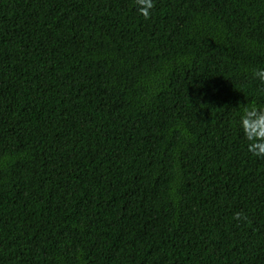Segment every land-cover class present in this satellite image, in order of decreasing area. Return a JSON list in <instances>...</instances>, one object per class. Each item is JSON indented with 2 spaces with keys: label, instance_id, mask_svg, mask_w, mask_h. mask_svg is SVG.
<instances>
[{
  "label": "trees",
  "instance_id": "obj_1",
  "mask_svg": "<svg viewBox=\"0 0 264 264\" xmlns=\"http://www.w3.org/2000/svg\"><path fill=\"white\" fill-rule=\"evenodd\" d=\"M257 68L264 0H0V264H264Z\"/></svg>",
  "mask_w": 264,
  "mask_h": 264
},
{
  "label": "clouds",
  "instance_id": "obj_2",
  "mask_svg": "<svg viewBox=\"0 0 264 264\" xmlns=\"http://www.w3.org/2000/svg\"><path fill=\"white\" fill-rule=\"evenodd\" d=\"M139 15L149 19L154 8V0H135ZM253 79L264 84V68H257L252 72ZM239 129L248 142V152L253 156L264 158V106L249 105L241 110L238 121ZM235 219L241 218L235 214Z\"/></svg>",
  "mask_w": 264,
  "mask_h": 264
}]
</instances>
